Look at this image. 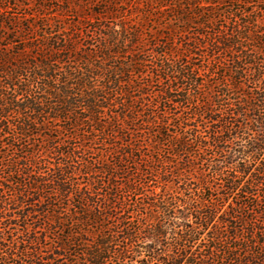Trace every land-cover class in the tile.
Listing matches in <instances>:
<instances>
[{"label": "trees", "instance_id": "obj_1", "mask_svg": "<svg viewBox=\"0 0 264 264\" xmlns=\"http://www.w3.org/2000/svg\"><path fill=\"white\" fill-rule=\"evenodd\" d=\"M46 1L0 0V264H264V27L187 38L225 0H141V32L125 0Z\"/></svg>", "mask_w": 264, "mask_h": 264}, {"label": "rangeland", "instance_id": "obj_2", "mask_svg": "<svg viewBox=\"0 0 264 264\" xmlns=\"http://www.w3.org/2000/svg\"><path fill=\"white\" fill-rule=\"evenodd\" d=\"M11 4H22L24 6L30 7L31 9H37L40 8L41 6H45V7H50L53 8L61 6V3H56V2H43V0H8ZM82 1V0H80ZM85 2V7L84 9H86V14L89 16L95 15L96 13L104 10V5L102 3H98L96 0H83ZM95 1V3H94ZM126 2H122L123 3H119L118 7L119 10L124 11V12H129V15L127 16L129 18V20H132L133 23L137 22L138 25H136L135 28L139 29V31L141 32V13H145L147 11H149L150 9L146 7H142V1L141 0H125ZM226 3L224 4H220L218 5L215 9H214V13H219L217 15V19L215 20L213 25H209L208 28L209 29H200V27H196L194 25H192V28L189 31V36L187 38L190 39H196L194 34H197L198 32L201 33H209V32H213L212 30L215 29V31H219V29L221 27H225L230 25V23L235 19V18H240L243 19L242 15V11L241 8H245L247 10H249L251 12V14L253 15V20L256 21L257 25H260V27H264V0L256 2L251 4L250 6L246 7L244 5H242L241 3L235 1V0H225ZM87 3V4H86ZM103 5V6H102ZM111 9L113 11L118 10L115 6H111ZM132 9V10H131ZM151 11V10H150ZM211 11V10H209ZM210 13V12H208ZM223 13H225V16L221 18V15H224ZM132 16H138L136 17V19L134 20V17ZM118 17V16H116ZM167 17V14H166ZM165 17V19H166ZM72 19V18H71ZM73 21V19L71 20ZM71 21L67 20L68 23H70ZM41 22V21H40ZM131 23V24H133ZM162 23H167L166 20H163ZM177 26H179L177 23H175ZM117 25H119V18L117 20V18H113V17H109L108 19H98L97 21H95V23L93 24L92 22H89L88 20H86L85 22L83 21V26L78 27V29L82 32V34H79V38H78V47L84 49L86 48L87 50L91 49L93 46H97V44L101 41V37L103 36V33H107L108 31H110L113 28H116ZM121 25V24H120ZM224 25V26H223ZM152 24L149 25V28H152ZM110 29V30H109ZM212 29V30H211ZM264 30V28H263ZM146 32V31H145ZM144 32V33H145ZM149 32H147L145 34V36H149ZM77 39V36H76ZM147 40V39H146ZM140 42V46L138 47V50H141V38H139L138 40ZM264 41V38H263ZM181 41H178L177 43L179 44ZM91 47V48H90ZM137 50V49H136ZM146 52L150 53V47L145 49ZM152 52V51H151ZM204 55V54H203ZM202 55V56H203ZM152 53L147 55V60L150 61L152 59ZM131 56H128V61H130ZM197 63H203V59H201V57H198ZM151 72V64H148V67L145 70L146 74H149ZM132 80H134L138 85H140L141 83L143 84L144 78L141 75H133V77H130ZM161 85H157V90L161 89L160 88ZM136 96H139L140 93L137 92L135 94ZM97 152V151H96ZM153 186V185H152ZM214 194L211 191H208L207 195L210 194ZM137 198H131V202L135 203ZM232 202V199H230L229 203L226 204V208L228 207V205ZM137 211L135 212L134 215V219L136 221L139 220V223H141V209H136ZM61 264H69L66 261H63ZM110 264H117L116 262H112Z\"/></svg>", "mask_w": 264, "mask_h": 264}]
</instances>
